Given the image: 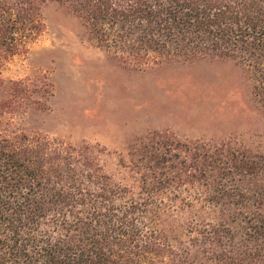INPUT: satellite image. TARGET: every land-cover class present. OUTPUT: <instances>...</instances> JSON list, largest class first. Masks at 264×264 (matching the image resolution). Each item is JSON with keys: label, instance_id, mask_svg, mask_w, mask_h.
I'll return each instance as SVG.
<instances>
[{"label": "trees", "instance_id": "1", "mask_svg": "<svg viewBox=\"0 0 264 264\" xmlns=\"http://www.w3.org/2000/svg\"><path fill=\"white\" fill-rule=\"evenodd\" d=\"M52 3L124 66L232 59L264 111V0H0V63ZM6 112L26 107L15 81ZM0 131V264H264V150L153 130L114 154Z\"/></svg>", "mask_w": 264, "mask_h": 264}, {"label": "rangeland", "instance_id": "2", "mask_svg": "<svg viewBox=\"0 0 264 264\" xmlns=\"http://www.w3.org/2000/svg\"><path fill=\"white\" fill-rule=\"evenodd\" d=\"M46 28L28 49L0 63V101L15 81L26 86V107L0 119L5 133H38L111 151L153 130L189 139L233 136L264 150V111L252 82L235 60L167 61L138 70L111 58L89 40L63 6L44 8Z\"/></svg>", "mask_w": 264, "mask_h": 264}]
</instances>
